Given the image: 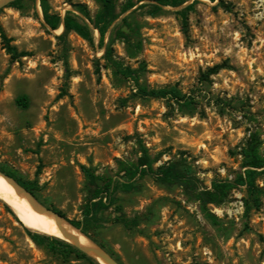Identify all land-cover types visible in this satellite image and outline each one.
Listing matches in <instances>:
<instances>
[{"label":"rangeland","instance_id":"1","mask_svg":"<svg viewBox=\"0 0 264 264\" xmlns=\"http://www.w3.org/2000/svg\"><path fill=\"white\" fill-rule=\"evenodd\" d=\"M189 3L183 33L178 11ZM47 4L86 23L90 37L63 33L62 24L51 29L39 0L0 8L5 34L29 53L0 79V170L34 183L45 208L78 223L122 264H264V166L259 208L245 213L238 186L208 206L216 220L154 176L180 161L199 187L233 179L250 134L264 157V0H185L160 9L155 0H113L102 39L92 23L99 0ZM8 62L0 38V75ZM140 87H173L187 97L142 96ZM21 96L25 105L16 102ZM140 144L152 170L129 177ZM31 232L39 231L0 199V264H90L50 252Z\"/></svg>","mask_w":264,"mask_h":264},{"label":"trees","instance_id":"2","mask_svg":"<svg viewBox=\"0 0 264 264\" xmlns=\"http://www.w3.org/2000/svg\"><path fill=\"white\" fill-rule=\"evenodd\" d=\"M21 0H12L7 3V6H15L18 7ZM102 5V11L97 14L96 20L92 21L93 26L98 30L101 39L105 33V25H107L111 19L113 18V0H99ZM185 0H155L154 8L160 9L164 6H172L176 7L181 5ZM42 15L46 22V24L51 29H56L60 24L63 25V33L68 31H73L78 35L89 38L90 37V28L89 26L78 19L75 15H73L70 11H66L63 17H61L57 13L50 12L49 6L47 4V0H39ZM193 3H189L182 7L178 13L181 15L182 20V32H185L186 25V13L188 10L192 9ZM100 18H106V24L100 25ZM58 29V28H57ZM61 29V28H60ZM120 36H122L125 40L127 36L125 33L119 31ZM0 38L2 47L5 49L6 53L9 55V62L7 67L4 69L3 73L0 75V79L2 80L8 73L10 64L13 62H20L21 58L28 55L29 53L24 50H18L17 47L11 43L10 37H8L2 26L0 25ZM105 58H111V48L107 47L104 51ZM219 68V65H214L208 69L211 72H214ZM142 96H148L153 98H170L176 102H179L183 99H186L185 94H181L179 90L176 88H151L147 89L145 87L139 88ZM25 96L18 97L16 102L18 104L25 105ZM191 98V97H189ZM23 101V103H21ZM260 141L255 134H250L246 139L244 145L239 150L238 154L240 155V167L243 169L239 172L233 179H221L214 178L211 181L209 187H199L197 185V179L190 172V169L182 165L180 161L170 162L168 164H164L159 166V169L155 173V178L166 186L177 185L183 189L184 193L191 199L197 201L203 210L211 219L216 220L215 215L209 211V205H221L224 203L231 190L238 187L244 186L245 196L243 197V206L245 213H248L252 209H258L261 204V187L257 183V176L260 173H263L262 167L264 166V157L259 152ZM141 156L138 158L137 163L134 169L129 171V177L134 176L138 171L139 167H142L141 171H146L143 166H147L149 170H152V161L149 158L147 153V148L144 144H140ZM7 175L15 177L12 173L8 171H3ZM15 179L25 186L28 190H30L35 196L34 193V183L21 180L19 178ZM99 191H95L92 198H96L99 195ZM8 210L12 212V210L5 204ZM60 216L64 217V215L60 211H56ZM122 222L125 225L129 224L128 219H122ZM77 228H80L81 231L85 232L83 228L79 226L78 223L71 222ZM31 239L38 243H44L48 250L52 253L59 254L63 258H68L70 254H74L75 256L86 258L89 260L90 264H99L95 259L88 256L86 253L82 252L75 246L71 245L65 240L59 239L54 236L45 235L39 232H31ZM96 241V240H95ZM97 242V241H96ZM100 246L103 245L97 242ZM113 255V254H112ZM115 257V256H114ZM117 259V258H116ZM122 263V262H120Z\"/></svg>","mask_w":264,"mask_h":264},{"label":"bare ground","instance_id":"3","mask_svg":"<svg viewBox=\"0 0 264 264\" xmlns=\"http://www.w3.org/2000/svg\"><path fill=\"white\" fill-rule=\"evenodd\" d=\"M0 199L12 210L17 219L27 228L55 236L70 243H79L84 247H93L89 238L65 221H56L54 217L42 212L0 175ZM72 237H65L61 230ZM92 255V254H91ZM98 259V258H97ZM101 264H105L98 259ZM97 261V260H96Z\"/></svg>","mask_w":264,"mask_h":264},{"label":"water","instance_id":"4","mask_svg":"<svg viewBox=\"0 0 264 264\" xmlns=\"http://www.w3.org/2000/svg\"><path fill=\"white\" fill-rule=\"evenodd\" d=\"M12 0H0V8L5 6L8 2H10ZM0 175L8 182L10 183L14 189L20 193L23 194L31 203L33 206H36L37 208H39L40 211L42 212H46L51 214L54 219L56 221H65L67 222L69 225H71L72 227H74L75 229L79 230L81 233H83L80 228H77L76 226L72 225L71 223H69L67 220H65L62 216H60L58 213L53 212L47 208H45L40 201L37 199V197L30 191L28 190L25 186H23L22 184H20L14 177L7 175L6 173H4L3 171L0 170ZM61 233L65 236V237H72L69 233H67L66 231H64L63 229L61 230ZM85 234V233H84ZM86 235V234H85ZM87 236V235H86ZM88 237V236H87ZM89 238V237H88ZM90 241H92V243L94 244L93 247H84L81 246L79 243H71L73 246H75L76 248H78L79 250H81L82 252L86 253L88 256L92 257L93 259L97 260V262L99 264L100 261L98 259H100L102 262H104L105 264H122L120 263V261L118 259H116V257H114L111 253H109L107 250H105L102 246H100L98 243H96L95 241H93L91 238H89ZM68 242V241H67ZM70 243V242H68ZM92 254V255H91ZM98 258V259H97Z\"/></svg>","mask_w":264,"mask_h":264}]
</instances>
